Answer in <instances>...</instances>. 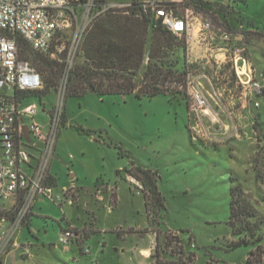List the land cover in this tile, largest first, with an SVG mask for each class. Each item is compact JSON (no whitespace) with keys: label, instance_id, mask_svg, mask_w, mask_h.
Masks as SVG:
<instances>
[{"label":"rangeland","instance_id":"374dc122","mask_svg":"<svg viewBox=\"0 0 264 264\" xmlns=\"http://www.w3.org/2000/svg\"><path fill=\"white\" fill-rule=\"evenodd\" d=\"M222 1L218 4L228 5L217 18L244 30L245 62L237 63L238 77L230 52L217 49L211 57L205 40L192 45L190 52L198 61L191 74L209 100L207 114H189L183 100L164 94L142 99L95 92L65 96L64 76L42 102L37 97L25 101L37 109L32 117L24 116V124L37 122L43 131L59 101L60 123L49 169L57 176L54 195L74 185L67 187L66 195L73 204L63 197L37 199L29 228L16 233L20 246L9 249L4 264H247L257 244L264 264V224L251 236L246 231L232 233L227 223L229 189L236 185L264 216V0ZM206 2L211 9L219 8L218 1ZM84 11L77 9L67 45ZM96 16L93 10L83 20L85 30ZM211 39L217 47L225 45L219 35ZM235 39L243 41V36L237 33ZM166 51L187 61L181 43L175 41ZM253 83L260 86L258 92ZM78 125L94 130L93 135L79 132ZM137 166L155 172L164 209L150 203L146 211L145 189L128 180ZM93 217L98 232L90 239L94 231L82 226ZM69 224L86 233L77 244L63 246L58 238ZM256 236L261 237L258 243L232 248L239 239Z\"/></svg>","mask_w":264,"mask_h":264},{"label":"trees","instance_id":"16d2710c","mask_svg":"<svg viewBox=\"0 0 264 264\" xmlns=\"http://www.w3.org/2000/svg\"><path fill=\"white\" fill-rule=\"evenodd\" d=\"M87 1L68 0V3L76 14L77 9L83 8ZM107 1L93 0L92 11H97ZM206 1H155L154 4H150V2L130 0L129 6L125 8L109 10L97 15L82 35L68 71H65L67 51L66 49L58 50L61 42L67 43V31L57 33L50 48L43 52L35 49L20 34L0 29V32L15 40L18 58L28 61L41 78V87L38 89H14L12 94L14 101L23 105L26 100L37 97L42 102V98L53 92L59 79L64 76L65 96L81 97L87 92H95L99 95L133 94L136 98L142 99L164 94L170 100H183L188 110L190 97L187 91V78L193 72L192 67L195 64L188 63L185 58L180 62L178 58L170 57L167 53L166 49L175 41L181 43L184 50L186 41L183 35H176L163 24L162 15L157 16L158 11L170 10L180 17L184 8L190 7L211 21L216 35L226 33L228 39L225 42L243 46L245 50L244 30L234 28L217 18L219 10H222L220 12L226 10L224 7L228 4L223 7L222 4H218L224 3L222 0H214L218 1L215 3L219 5V8L211 9L209 2ZM239 13L238 10L237 14ZM237 33L243 36V41H236ZM260 35L264 36V32ZM64 122L65 118L62 114L61 124L63 125ZM76 128L86 135L94 133V130L81 125ZM130 174L142 184L141 191L145 189L146 211L148 212L150 203L156 210L164 209L155 172L143 170L137 166L132 167ZM229 195L227 223L232 233L239 234L246 231L254 236L260 225L264 224V216L242 197L237 185L230 187ZM0 214L10 216L4 211H0ZM252 218L255 220L251 221ZM28 219L29 215L26 216L22 226L28 225ZM260 240V236H256L255 240L251 241L239 239L232 248L249 245L251 242L258 243ZM260 253H262V246L257 244L247 255L246 263L261 264L257 256Z\"/></svg>","mask_w":264,"mask_h":264},{"label":"built area","instance_id":"2783aa9c","mask_svg":"<svg viewBox=\"0 0 264 264\" xmlns=\"http://www.w3.org/2000/svg\"><path fill=\"white\" fill-rule=\"evenodd\" d=\"M154 2L151 1L150 4ZM93 5V0H88L84 4V15L71 43L67 45L61 42L58 45L59 51L64 49L67 51L65 71L72 65L79 40L86 27L83 20L88 18ZM127 6L129 3L107 1L96 11V15ZM160 14L163 17V24L168 29L178 36L185 37L188 63L198 61L190 52L192 45L205 40L209 56L212 57L217 49L230 52L228 59L234 64L236 74L240 72L237 63L239 60L245 62L244 47L225 42L228 39L226 33L219 35L225 45L218 47L214 45L211 38L216 34L209 19L190 7L184 8L180 17L170 10H160L157 16ZM75 17L76 14L68 0H0V29L20 34L35 49L43 52L50 48L57 33L72 28ZM242 69L241 67V71ZM249 71L252 73L250 69ZM237 75L239 77V74ZM63 81L65 88V78ZM200 85L197 76L188 75L187 91L190 97L188 112L196 116L207 114L211 108ZM40 87L39 73L28 61L18 58L15 40L0 32V211L10 214V216L0 214V264L11 247L20 246L15 240L16 233L37 199L61 201L63 197L69 204L73 203L72 196H66L69 192L67 187L62 189V194H53V184L49 178V162L60 123L59 101L54 113L49 114L47 128L43 131L39 123L32 121L24 124L23 121L24 116L32 117L36 112V104L21 105L8 93L9 88L34 90ZM259 87L257 83L252 85L256 92L260 90ZM24 126L27 127L28 140L25 137ZM128 180L135 184L137 189H143L142 184L131 174H128ZM78 238V231L68 226L61 229L58 243L67 246ZM85 252H88V249H85Z\"/></svg>","mask_w":264,"mask_h":264},{"label":"crops","instance_id":"0c3cea01","mask_svg":"<svg viewBox=\"0 0 264 264\" xmlns=\"http://www.w3.org/2000/svg\"><path fill=\"white\" fill-rule=\"evenodd\" d=\"M109 2H113V3H128L130 0H127V1H125V0H119V1H116V0H108ZM139 1H145V0H139ZM153 1H157V2H161V1H179V0H153ZM146 2H148V1H146ZM49 175H50V180L52 181V184H53V186H55L56 185V183H57V176H56V174L55 173H52L51 171H50V169H49ZM71 182H73L74 181V177H75V175L72 173L71 174ZM101 185L102 186H104L105 184L104 183H101ZM65 187H72V188H75L74 187V185H70V186H65ZM106 187V186H105ZM108 187V186H107ZM97 188V187H96ZM97 189H99V188H97ZM108 189H111L110 187H108ZM113 193H116V192H113ZM116 195V199L118 200V197H117V193L115 194ZM102 197V196H101ZM73 204V203H72ZM30 215H31V212H30V214H29V219H28V225H27V227L29 228V226H30ZM69 226H70V224H69ZM72 226H74V225H72ZM90 227L89 229H88V232L90 231L91 232V230H93L94 232L91 234V235H89V237L88 238H90V239H92L93 237V234H95V233H97L98 232V228H97V226H96V221H95V218L93 217L92 218V220H91V222L90 223H87V224H84L82 227ZM23 227V226H22ZM82 227H79V229H76L77 231H78V234H79V238H81V237H84L85 236V233L86 232H83V231H81L82 229H80V228H82ZM115 234H117V233H115ZM87 235H88V233H87ZM117 235H119V234H117ZM78 238V239H79ZM77 241V240H76ZM75 241V243L77 244V242ZM78 246H79V244H78ZM79 248H80V246H79ZM123 250V249H122ZM8 253H9V251L3 256V258H2V261H1V264H4V258H5V256L6 255H8ZM24 253H26V251H24Z\"/></svg>","mask_w":264,"mask_h":264},{"label":"water","instance_id":"95a60500","mask_svg":"<svg viewBox=\"0 0 264 264\" xmlns=\"http://www.w3.org/2000/svg\"><path fill=\"white\" fill-rule=\"evenodd\" d=\"M24 132H25V137L28 140L29 139V135H28V131H27V127L24 126Z\"/></svg>","mask_w":264,"mask_h":264}]
</instances>
